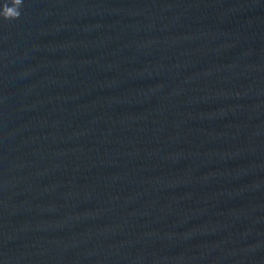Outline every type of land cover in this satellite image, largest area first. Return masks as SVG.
Masks as SVG:
<instances>
[{"label": "water", "instance_id": "1", "mask_svg": "<svg viewBox=\"0 0 264 264\" xmlns=\"http://www.w3.org/2000/svg\"><path fill=\"white\" fill-rule=\"evenodd\" d=\"M24 7L0 17V264H264V0Z\"/></svg>", "mask_w": 264, "mask_h": 264}, {"label": "clouds", "instance_id": "2", "mask_svg": "<svg viewBox=\"0 0 264 264\" xmlns=\"http://www.w3.org/2000/svg\"><path fill=\"white\" fill-rule=\"evenodd\" d=\"M25 0H3L0 4V17L4 19H16L19 18L24 12Z\"/></svg>", "mask_w": 264, "mask_h": 264}]
</instances>
